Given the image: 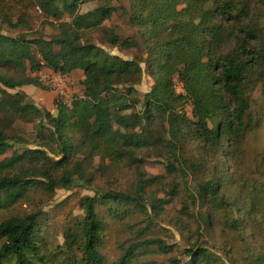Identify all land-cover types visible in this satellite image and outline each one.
<instances>
[{
    "label": "trees",
    "instance_id": "trees-1",
    "mask_svg": "<svg viewBox=\"0 0 264 264\" xmlns=\"http://www.w3.org/2000/svg\"><path fill=\"white\" fill-rule=\"evenodd\" d=\"M36 1L46 18L60 23V33L49 40L41 36L16 38L3 34L0 27V85L10 90L24 86L49 90L27 76L28 71L39 70L43 63L55 72L70 76L82 71L84 96H75L72 109L56 99L57 116H53L34 103L20 99L18 93L13 96L3 91L0 157L13 147L35 143L8 134L7 130L13 128L17 118H25L30 123L41 120L43 125L47 121L48 126L41 129L38 140L50 145L60 142L61 146H58V161L51 159L43 149H27L24 154L14 151L11 158L0 161V208L16 204L32 187L46 184L52 191L70 189L76 186V176L84 182L91 181L82 175L81 165L67 170V164L79 149H84L89 157L117 162L125 157L135 158L136 152L159 143L162 138L169 139L171 148H177L183 136L180 124H186L187 120L181 110L189 103L197 125V138L222 155V166L226 160L233 161L245 138L249 86L258 79L264 80V27L259 14L253 15L250 4L244 0H130V11L122 9L129 16L130 24L139 28L141 39L123 40L115 29L104 27L117 11L111 7L116 0H100V7L82 15L76 12L83 0ZM20 2L0 0V20L12 29L22 25L13 24L10 19L11 4ZM258 3L262 5L264 0ZM213 4L215 10L211 9ZM65 13L72 16L71 23H61ZM102 30L107 42L120 50L143 45L149 60H125L85 36L87 32ZM233 39L235 48L225 52ZM146 63L155 85L141 101L136 86L142 81V64ZM8 68L17 69V75L6 74ZM177 81L184 94L177 92ZM139 104L140 111L136 112ZM155 126L162 131L156 138L152 136ZM75 138L77 144L73 143ZM33 158L45 161L49 169L34 175V179L23 173L4 175ZM54 171L61 173L55 177ZM151 182L144 179L134 193L108 192L100 199V193L92 189L96 196L86 197L81 202L85 216L78 233L73 230L65 233L70 253L77 244L82 258L65 256L61 264H104L99 252L104 241L99 204L103 200L104 204L116 206H145V188ZM226 185L227 179L215 174L200 191L206 198L225 203L222 191ZM243 188L239 190L244 192ZM239 216L228 219L226 224L230 230H240L246 215L239 213ZM39 223L40 215L34 213L22 218L12 217L0 224V264L10 260L15 264H35L33 259L41 255ZM149 229L141 230L140 235L145 236ZM149 247H157L166 254L173 251V246L163 240L142 239L131 244L116 264H130L140 250ZM188 255L195 261H211L205 248L193 247Z\"/></svg>",
    "mask_w": 264,
    "mask_h": 264
},
{
    "label": "rangeland",
    "instance_id": "rangeland-1",
    "mask_svg": "<svg viewBox=\"0 0 264 264\" xmlns=\"http://www.w3.org/2000/svg\"><path fill=\"white\" fill-rule=\"evenodd\" d=\"M244 2L250 4L254 16L259 14L258 18L264 27V4L260 5L258 0ZM101 5L100 0H83L76 15L92 12ZM111 7H115L117 11L110 21L104 23L105 29H115L123 40L141 39L139 28L130 24L129 16L123 11H130V0H116ZM10 8L13 24L20 22L22 25L12 29L0 20L3 34L16 38L25 36L28 39L41 36L49 40L60 33V23L46 18L36 0H21L20 3H12ZM211 9L215 10L214 4ZM63 22L71 23L72 16L65 13L61 20ZM235 35L238 36V33ZM85 36L125 60H149L143 45L120 50L107 42V35L103 30L87 32ZM234 48L235 39L230 42L225 52ZM219 57L220 54L217 58ZM142 67V81L136 89L138 97L144 101L145 95L155 85V80L147 68L148 63L142 64ZM17 71L8 68L5 73L16 76ZM27 76L30 75L27 73ZM73 78L78 80V77ZM77 82L78 87H81L80 80ZM249 89L247 97L250 109L245 121V138L233 161L226 160L224 166L221 164L222 155L197 138V125L189 103L181 110V115L187 120L186 124H180L183 136L177 148H171L169 139L162 138L166 140L161 139L159 143L155 142L136 152L135 158L125 157L117 162L89 157L84 149H79L67 164V170L81 165L82 175L90 178V183L76 176V186L70 189L57 188L52 191L46 184L32 187L16 204L0 208V224L12 217L22 218L38 213L41 255L33 259L35 264H61L65 256L81 259L82 250L79 245L75 244L73 253L68 250L65 233L68 230L78 233L85 216L82 200L96 196L92 189L100 193L99 199L108 192L134 193L145 179L152 181L145 188V206H116L104 204L103 200L98 206V213L104 224V241L99 247L104 264H116L131 244L150 238L163 240L173 246V251L166 254L157 247L145 248L137 253L130 264H264V80L251 82ZM176 90L184 94L178 81ZM3 91L13 96L18 93L20 99L38 103L43 111L57 116L52 100L36 87L25 86L10 90L0 85V96ZM38 93L40 94L37 95ZM74 95L78 96L75 92ZM140 108L141 104L136 112ZM47 126V121L43 125L41 120L30 123L25 118H17L13 128L7 130L8 134L12 137L22 136L29 143H35L26 147H13L0 157V161L11 158L14 151L24 154L27 149H43L51 159L58 161L60 142L50 145L38 140L41 129ZM49 130V127L45 130L47 135ZM159 134H162L161 129L158 126L153 127L152 136L156 138ZM73 143H78L76 138ZM48 169L45 161L33 158L4 175L23 173L27 178L34 179V175ZM60 173L54 171L53 176L58 177ZM215 174H221L227 179L226 188L222 191L225 203L201 194L200 187ZM242 187L244 192L239 190ZM2 200L4 202V197ZM239 213L245 214L246 219L240 225V230H230L226 224L228 219H238ZM147 227L150 229L142 237L140 231ZM1 246L2 242L0 248ZM193 247L207 249L211 256L210 263L191 258L188 251ZM6 264L15 262L10 260Z\"/></svg>",
    "mask_w": 264,
    "mask_h": 264
},
{
    "label": "built area",
    "instance_id": "built-area-1",
    "mask_svg": "<svg viewBox=\"0 0 264 264\" xmlns=\"http://www.w3.org/2000/svg\"><path fill=\"white\" fill-rule=\"evenodd\" d=\"M29 77L36 79L41 85L56 94L59 103L69 109H72L74 95V81L70 75L55 72L53 69L45 66L43 63L37 71H28Z\"/></svg>",
    "mask_w": 264,
    "mask_h": 264
},
{
    "label": "crops",
    "instance_id": "crops-1",
    "mask_svg": "<svg viewBox=\"0 0 264 264\" xmlns=\"http://www.w3.org/2000/svg\"><path fill=\"white\" fill-rule=\"evenodd\" d=\"M80 72V73H79ZM28 73V72H27ZM73 77H78V80H80V84L81 82L84 80V74L82 71H75L73 74H71V78L73 79L74 81V92L79 96V97H83L84 96V89L82 87V84H81V87H78L79 83L76 81L75 78ZM25 87V86H24ZM34 87V86H32ZM23 88V87H22ZM36 89H39L40 92H44L47 94V97L48 99H51L52 102L54 103L55 100H56V94L54 92H45V91H42L44 89H41V88H37ZM40 93H38L37 95H39ZM37 107L40 108V105L38 103H34ZM55 105V104H54Z\"/></svg>",
    "mask_w": 264,
    "mask_h": 264
}]
</instances>
